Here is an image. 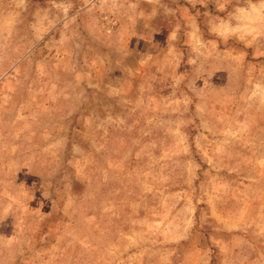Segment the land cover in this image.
I'll return each mask as SVG.
<instances>
[{
    "label": "rangeland",
    "instance_id": "obj_1",
    "mask_svg": "<svg viewBox=\"0 0 264 264\" xmlns=\"http://www.w3.org/2000/svg\"><path fill=\"white\" fill-rule=\"evenodd\" d=\"M0 264H264V0H0Z\"/></svg>",
    "mask_w": 264,
    "mask_h": 264
}]
</instances>
